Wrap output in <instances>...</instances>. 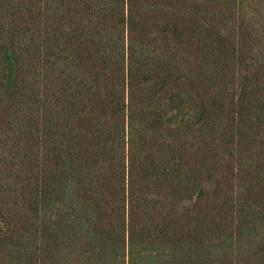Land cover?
I'll use <instances>...</instances> for the list:
<instances>
[{
    "label": "trees",
    "instance_id": "1",
    "mask_svg": "<svg viewBox=\"0 0 264 264\" xmlns=\"http://www.w3.org/2000/svg\"><path fill=\"white\" fill-rule=\"evenodd\" d=\"M0 264H264V0H0Z\"/></svg>",
    "mask_w": 264,
    "mask_h": 264
}]
</instances>
